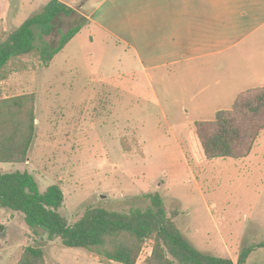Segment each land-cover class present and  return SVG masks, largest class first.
I'll use <instances>...</instances> for the list:
<instances>
[{
  "label": "rangeland",
  "instance_id": "374dc122",
  "mask_svg": "<svg viewBox=\"0 0 264 264\" xmlns=\"http://www.w3.org/2000/svg\"><path fill=\"white\" fill-rule=\"evenodd\" d=\"M47 1L0 0V34ZM64 1L75 13L61 16L44 38L55 45L60 31L84 19L81 30L47 68L29 54L20 60L33 69L3 72L0 94L33 93L36 119L27 161L0 163V170L28 171L40 191L60 185L59 211L69 223L88 206L145 208V194L157 192L168 212L178 211L174 222L193 247L237 263L245 246L264 240V129L247 157L206 160L194 123L230 109L240 91L264 86V29L245 54L237 46L191 65L143 71L130 51L90 24L101 0ZM27 246L41 248L45 264H123L97 247L49 240L21 213L0 207V264H16ZM245 264H264V247Z\"/></svg>",
  "mask_w": 264,
  "mask_h": 264
},
{
  "label": "trees",
  "instance_id": "16d2710c",
  "mask_svg": "<svg viewBox=\"0 0 264 264\" xmlns=\"http://www.w3.org/2000/svg\"><path fill=\"white\" fill-rule=\"evenodd\" d=\"M75 10L64 0H48L35 14L16 28L0 34V80L3 72L29 70L20 60L34 55L42 68H47L55 54L81 30L82 19L59 32L57 44L44 36L56 28L61 16H71ZM35 95L14 96L0 94V163H24L35 136ZM264 129V86L246 89L234 99L228 110L216 112L213 120L195 121L194 132L204 158L240 159L252 151ZM150 204L130 207L126 211L88 206L73 222L60 213L64 195L60 185L52 184L40 191L26 170H0V207L19 212L26 224L40 228L49 240L58 239L67 247L91 250L99 248L109 261L136 264L144 245L151 241V251L141 264H245L256 247H264V240L245 246L237 263L227 257L215 256L193 247L174 222L177 210L168 212L159 193H147ZM16 264H45L41 248L27 246Z\"/></svg>",
  "mask_w": 264,
  "mask_h": 264
},
{
  "label": "crops",
  "instance_id": "0c3cea01",
  "mask_svg": "<svg viewBox=\"0 0 264 264\" xmlns=\"http://www.w3.org/2000/svg\"><path fill=\"white\" fill-rule=\"evenodd\" d=\"M90 24L148 71L191 65L237 46L245 54L248 41L264 29V0H101Z\"/></svg>",
  "mask_w": 264,
  "mask_h": 264
}]
</instances>
